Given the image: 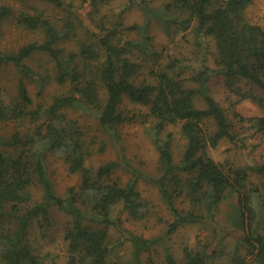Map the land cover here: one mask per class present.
<instances>
[{
    "label": "trees",
    "instance_id": "trees-1",
    "mask_svg": "<svg viewBox=\"0 0 264 264\" xmlns=\"http://www.w3.org/2000/svg\"><path fill=\"white\" fill-rule=\"evenodd\" d=\"M45 1L69 8L65 0ZM83 1L97 12L98 5L109 0ZM253 1L171 0L157 10L150 8L149 14L160 17L167 26L192 25L196 36L214 42L215 66L203 63L190 77L183 76L186 67L178 59L148 67L149 60L157 62L159 53L145 31L151 19L137 39L122 40L124 32L140 28L123 22L112 27L103 24L91 34L92 39H80L72 19L57 24L40 8L16 10L11 4L0 5V44L2 24L10 17L44 37L17 50L0 47V64L14 63L19 71L16 96L0 100V123L15 126L10 134H0V264H52V253L33 235L37 229L46 235L56 226L55 210L68 216L66 264H157L146 254L159 242L165 245L168 264H264V161L233 163L229 157L217 160L209 152L210 147L225 141L247 150L253 131L264 137V113L249 115L239 110L240 104L251 100L264 111V25L246 17ZM176 10L182 15L173 13ZM75 38L77 49L66 51L60 46ZM40 51L54 60L56 80L69 81L71 87L50 103L33 106L27 79H38L41 95L51 76L38 78L28 62ZM145 67L150 77L138 80ZM212 76L221 77L233 98L230 110L212 91ZM126 98L149 107L143 115L152 118L161 166L160 174L150 179L159 186L173 215L163 235L150 238L131 231L111 238L112 227L123 222V212L140 220L151 211L138 188L141 173L132 169L135 174L127 181L113 177L126 156L91 166L84 128L67 111L85 108L102 128L119 136L121 126L136 117L124 108ZM171 126H179L185 139L179 159ZM51 154L64 159L69 172L80 176L79 183L70 185L64 194L49 171L47 157ZM252 175L261 182L252 180ZM231 191L237 194V202L226 223L209 225L214 230L221 228L224 234L207 242L202 239L200 246L182 242L181 262L170 248V236L190 224L217 220ZM118 204L122 210L115 216ZM230 231L237 234L232 251L226 236Z\"/></svg>",
    "mask_w": 264,
    "mask_h": 264
},
{
    "label": "rangeland",
    "instance_id": "rangeland-1",
    "mask_svg": "<svg viewBox=\"0 0 264 264\" xmlns=\"http://www.w3.org/2000/svg\"><path fill=\"white\" fill-rule=\"evenodd\" d=\"M65 1L69 4V8H62L45 0H0V5L4 3L11 4L16 10L26 9L30 6L40 8L51 16L57 24H65L67 20L72 19L75 21L81 36L80 39H92L93 36L91 34L100 31L99 28L103 24L112 27V24L116 22L130 25L138 24L140 28L124 32L121 36L122 40L124 38L137 39L141 37L143 27L151 19L149 24L145 26L147 29L145 31L149 34L154 49L159 53L157 62L149 60L147 62L149 64L148 67L153 64L155 66L160 64L164 66L171 60L178 59L179 64L186 67L183 76L190 77L193 74V70L198 69L197 67L203 63H207L212 67L215 66V44L211 39L196 36L192 25L190 27H180L177 23H172L167 26L160 17L149 14L150 8L157 10L171 0H109L108 2L100 3L97 12H93V6L91 7L83 0ZM146 5L148 8H146ZM176 12L181 14L177 10L173 13ZM246 17L252 23L264 25V0H254L246 9ZM88 28L90 31L92 30L90 34ZM2 32L0 47L7 51L17 50L20 46L32 40L44 39L42 33L25 28L13 17H10L2 24ZM62 45L66 51L75 50L78 45L77 38L65 41L60 46ZM138 55H140V51H138ZM28 62L38 78L42 79L51 74L50 79L47 78L48 82L41 95L38 94V79H27L30 93L34 97L33 106L41 103L48 104L55 95L70 89L71 83L69 81L61 83L54 77L56 69L54 60L47 52H36L28 59ZM148 67H145L143 72H141V77H138V80H141L145 75L150 77ZM18 76L19 71L14 63L0 64V100L10 101L16 96ZM210 86L217 98L228 110L233 98H230L227 94L228 91L221 77L212 76ZM123 106L127 109V112H130V115L136 114V117L121 126L119 136H115L110 131L102 128L95 116L90 112L88 113L85 108L67 111L84 128L85 139L91 150V159L89 161L91 166L98 167L106 161L122 160V157L126 156L128 160L126 159L122 163L120 168L113 174V177H119L127 181L135 174L132 169H136L141 173L139 175L138 188L142 197L148 202V207L150 206L151 211L145 218L140 220L128 218L127 212H123L121 214L123 222L121 226L112 227L111 238L117 239L120 236H124L126 234L125 231H131L137 235L142 234L149 238L163 235L173 215L162 197L159 186L150 179V177L160 174L161 166L160 154L153 142L152 118H146L143 115L149 111V107L148 105L134 102L129 98L125 99ZM239 110L249 115L264 113L263 109L251 100H246L240 104ZM14 127V123L11 122L0 123V134H10ZM179 128V126H171V129L176 132L173 147L176 159L181 157L185 145V139L178 132ZM248 144H251L250 147L247 150H243L237 147L238 145L225 141L218 147H210L209 152L217 160H224L229 157L233 163L252 164L257 160L264 161V137L262 132L253 131V134L249 136ZM47 161L50 174L61 194H64L70 185L79 183V174L70 173L64 159L51 154L47 157ZM251 179L261 182L260 177L256 175H252ZM36 192L41 195L40 189L37 188ZM236 202L237 194L233 191L229 192L223 202V212L217 216V220H208L207 224H190L170 236L171 239H168L170 248L181 262L184 261L182 242L187 241L200 246L199 242L202 239L207 242L211 241L213 236L223 235L224 231L221 228L218 227L217 230H214L209 225L216 226V222L224 225L230 209ZM121 210L122 204H118L114 208V215H119ZM54 213L57 217L56 226L46 235H43L37 229L33 236L34 240H39L46 251L52 253L54 258V263L52 262V264H66L68 261V250L64 238V227L67 224L68 216L63 210H55ZM226 236L228 250L232 251L236 245L237 234L230 231ZM185 238H189V240ZM146 255H151L157 264H168L165 245L162 242L153 245Z\"/></svg>",
    "mask_w": 264,
    "mask_h": 264
}]
</instances>
